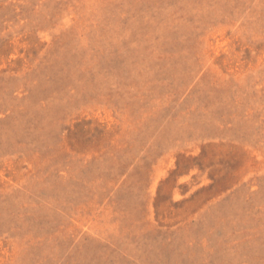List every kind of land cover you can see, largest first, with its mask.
<instances>
[{"label": "rangeland", "instance_id": "obj_1", "mask_svg": "<svg viewBox=\"0 0 264 264\" xmlns=\"http://www.w3.org/2000/svg\"><path fill=\"white\" fill-rule=\"evenodd\" d=\"M0 264H264V0H0Z\"/></svg>", "mask_w": 264, "mask_h": 264}]
</instances>
